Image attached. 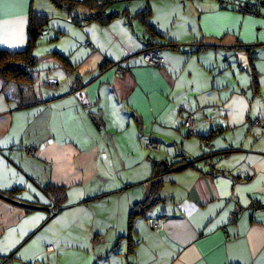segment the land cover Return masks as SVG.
Wrapping results in <instances>:
<instances>
[{
    "label": "crops",
    "instance_id": "crops-1",
    "mask_svg": "<svg viewBox=\"0 0 264 264\" xmlns=\"http://www.w3.org/2000/svg\"><path fill=\"white\" fill-rule=\"evenodd\" d=\"M49 1L0 0V51L44 24L30 105L0 80V264H264V0H119L108 24Z\"/></svg>",
    "mask_w": 264,
    "mask_h": 264
},
{
    "label": "trees",
    "instance_id": "trees-1",
    "mask_svg": "<svg viewBox=\"0 0 264 264\" xmlns=\"http://www.w3.org/2000/svg\"><path fill=\"white\" fill-rule=\"evenodd\" d=\"M50 1L58 9L68 11V13L72 16V21L81 20L87 22H101L102 24H108L119 15L118 13H113V14L107 13L108 10L110 9V5L114 3V1L112 0H50ZM147 14H148V10L144 12V15ZM36 18L37 16H34L32 13L30 14V39L28 42V46L24 51H20V52L0 51V80L3 81L6 90L8 88L15 89L17 98L20 101V106L30 105V101L32 100V97H34L32 92L36 84L35 68L38 60L33 56V53L37 47L38 33L41 29H43V25H44L43 23H41L37 26L35 22ZM151 29L153 28L151 27ZM153 49H155V45L152 44L148 45V48L144 51V53L147 51H155ZM107 67L108 65L105 64L102 65L100 67V71H105ZM168 170H170V168H168ZM164 171H165L164 168H162L161 172ZM155 180H159V177H156ZM158 190H159L158 182L152 184L150 183L146 184L145 191L147 192L148 196L145 199H142L141 203L135 206V208H137V211L132 212L131 221H133V219L136 218L137 216L146 217V215L160 203V199H157ZM47 192L54 199V201L58 206L63 207L67 199V191L65 188L49 187L47 188ZM152 219L161 220L165 225L164 220L161 218H152ZM131 221H130V225H131ZM128 239H130V237H128ZM129 241H131V239ZM131 252L133 253L132 245H130L129 254H131Z\"/></svg>",
    "mask_w": 264,
    "mask_h": 264
},
{
    "label": "built area",
    "instance_id": "built-area-1",
    "mask_svg": "<svg viewBox=\"0 0 264 264\" xmlns=\"http://www.w3.org/2000/svg\"><path fill=\"white\" fill-rule=\"evenodd\" d=\"M112 1H117V0H112ZM239 9H240V12L242 14H254V11L256 8H255V4L251 0H245L244 4L242 6H240ZM144 61L148 66L154 67V68L155 67H161L164 63L163 58L156 51L145 52L144 53ZM258 124H259L258 121L254 122V125H258ZM195 125H196V121L192 116H190L184 122V126L189 132L194 131ZM148 147L150 149L157 150V149H159L160 145L156 144V143H150L148 145ZM28 153L33 154L35 152H34V150L30 149ZM254 208H255L256 213H261L264 211V206H261L258 204H255ZM62 210H63V207L58 206L55 202L52 201V205L49 207V211H50L52 216H55L56 214H58ZM236 218H237L236 214L231 215L232 220H236ZM148 224H149L150 229L155 233H161L165 228V225H164L163 221H161V220H153L152 219V220H149ZM52 252H54V246L46 247V253L50 254ZM32 264H50V263L42 260L41 258H36L32 262Z\"/></svg>",
    "mask_w": 264,
    "mask_h": 264
},
{
    "label": "water",
    "instance_id": "water-1",
    "mask_svg": "<svg viewBox=\"0 0 264 264\" xmlns=\"http://www.w3.org/2000/svg\"><path fill=\"white\" fill-rule=\"evenodd\" d=\"M80 98L83 100L84 106H86V104L88 103V101L86 100L85 95L84 94H81ZM96 122L99 123V124L102 122V115L101 114H99V116L96 117Z\"/></svg>",
    "mask_w": 264,
    "mask_h": 264
},
{
    "label": "rangeland",
    "instance_id": "rangeland-1",
    "mask_svg": "<svg viewBox=\"0 0 264 264\" xmlns=\"http://www.w3.org/2000/svg\"><path fill=\"white\" fill-rule=\"evenodd\" d=\"M254 3H256L257 2V0H252ZM49 3H52L51 1H49ZM120 4V2L119 3H112L111 5H110V8L111 7H113L114 8V6H117V5H119ZM52 5H54V4H52ZM55 6V5H54Z\"/></svg>",
    "mask_w": 264,
    "mask_h": 264
}]
</instances>
